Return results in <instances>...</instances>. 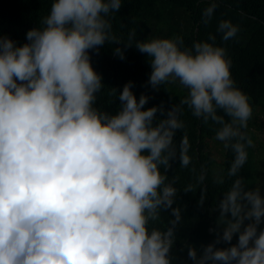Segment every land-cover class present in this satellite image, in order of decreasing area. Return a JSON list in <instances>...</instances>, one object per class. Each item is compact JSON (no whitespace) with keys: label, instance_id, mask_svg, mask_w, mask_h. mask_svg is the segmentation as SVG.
<instances>
[{"label":"clouds","instance_id":"1","mask_svg":"<svg viewBox=\"0 0 264 264\" xmlns=\"http://www.w3.org/2000/svg\"><path fill=\"white\" fill-rule=\"evenodd\" d=\"M121 7L122 0H54L44 27L27 32L28 43L0 37V264H172L182 214L173 208L178 177L167 172L173 161L192 163L187 134L179 145L174 139L185 128L183 106L217 126L215 140L233 153L227 176L235 177L218 204L222 234L202 254L190 247L188 257L194 264H264V193L240 175L255 147L246 131L253 107L236 86L227 49L215 36L190 48L182 37L137 42L150 60L148 85L178 83L187 95L171 109H145L151 97L137 99L129 82L119 110L102 112L95 105L105 85L89 53L120 44L109 17ZM216 8L213 0L204 9L205 24ZM239 30L227 20L218 25L224 41ZM114 55L125 59L123 48ZM168 209L172 227H154ZM237 235L235 245L217 248Z\"/></svg>","mask_w":264,"mask_h":264},{"label":"trees","instance_id":"2","mask_svg":"<svg viewBox=\"0 0 264 264\" xmlns=\"http://www.w3.org/2000/svg\"><path fill=\"white\" fill-rule=\"evenodd\" d=\"M53 2L54 0H0V37L10 38L17 46L28 43L27 32L44 27L41 21L50 13ZM212 2L213 0H122L121 9L109 17L112 32L120 44L105 43L98 52L91 50L89 53L92 66L102 76L105 85L97 94L95 107L102 112L115 114L120 107L118 94L129 82H133L132 91L137 99L142 94L151 97L145 109L160 105L171 109L174 105H179L187 95V90L178 88L176 84L163 85L159 90H154L147 83L152 71L150 60L146 54L138 51L135 44L150 39L148 26L152 20H158L168 28L166 38L182 37L186 48L198 41L213 43L209 36H215V45L227 49L232 60V77L236 86L249 97L253 115L257 110L264 114V0H214L217 8L210 22L205 24L202 13ZM176 12L183 14L187 21L185 29L180 27L181 22L176 19ZM225 20L231 21L240 29L237 36L228 41H224L222 33L218 31L219 23ZM133 32L135 36L129 40ZM129 43L131 47H125L124 44ZM117 47L124 49L125 59L114 55ZM112 89L117 90L116 95L111 94ZM219 114L223 115L222 112ZM180 118L184 121L185 128L177 132L174 139L179 145L182 136L187 134L192 163L188 168H181L179 160L173 161L172 168L167 172L170 179L178 177L174 185L178 192L173 208H180L182 214L181 221L175 225V242L170 256L172 264H194L188 257L189 248L194 247L198 254H202V246L214 243L217 233L222 234V227L218 224V204L235 179L227 176L233 153L223 147L224 163L221 162L216 171V156L211 146L214 141L221 143L215 140L217 126L211 122L203 123L191 114L187 106H183ZM251 120L246 131L255 147L248 149V161L240 175L248 188L260 187L264 193V170L256 160L257 140ZM201 174L205 175L203 182L198 180ZM217 176L224 180L223 184L215 182ZM188 185L193 187L186 192L184 190ZM174 219L171 209L162 210L161 221L153 226L166 231L172 227L169 222ZM260 227L264 229V224ZM210 229L216 231L212 232ZM237 242L238 235L233 238L231 245L220 243L216 246L227 248Z\"/></svg>","mask_w":264,"mask_h":264},{"label":"rangeland","instance_id":"3","mask_svg":"<svg viewBox=\"0 0 264 264\" xmlns=\"http://www.w3.org/2000/svg\"><path fill=\"white\" fill-rule=\"evenodd\" d=\"M182 11L184 12V10ZM176 19L181 22V28L185 29L188 26V24H186L187 21L185 20L183 14H181L180 12H176ZM148 27L149 38H166L168 28L167 26H163L162 22L158 20H152ZM176 85L178 88L182 89V86H180L178 83ZM251 121L257 140L256 160L257 163L260 164V166L263 167L264 170V114L262 113V111L257 110L256 113H254V115L252 116ZM211 148L216 156L215 170L217 171V167L219 168L220 163L224 161L223 146L221 143L214 141L212 143ZM258 185L261 186L260 183H258Z\"/></svg>","mask_w":264,"mask_h":264}]
</instances>
